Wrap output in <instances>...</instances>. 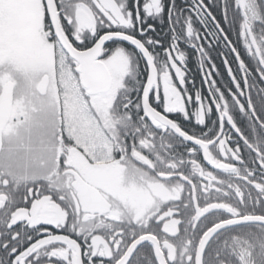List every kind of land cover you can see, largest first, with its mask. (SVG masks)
Masks as SVG:
<instances>
[{
  "label": "snow or ice",
  "instance_id": "6c2138e0",
  "mask_svg": "<svg viewBox=\"0 0 264 264\" xmlns=\"http://www.w3.org/2000/svg\"><path fill=\"white\" fill-rule=\"evenodd\" d=\"M0 264H264V0H0Z\"/></svg>",
  "mask_w": 264,
  "mask_h": 264
},
{
  "label": "flooded vegetation",
  "instance_id": "af4514ba",
  "mask_svg": "<svg viewBox=\"0 0 264 264\" xmlns=\"http://www.w3.org/2000/svg\"><path fill=\"white\" fill-rule=\"evenodd\" d=\"M144 2H145V0H140L141 9H142V5H143ZM165 3H167V0H165ZM212 11H213L216 15H218V16L220 15V11H219V9L213 8ZM166 20H167V13L165 12V21H166ZM242 55H243L244 59L246 60V62L250 59V57H249L246 53H243V50H242ZM217 63H220V61L218 60ZM254 63H255V62L253 61V64H254ZM189 68H190V71H191L192 75H195V76H196V83H197V85H200V83H201V77L198 75L196 64H195L194 62L191 63V64L189 65ZM204 92H205V94L207 93V89H206V87H204ZM253 100H254V102L257 103V107L259 108V100H258V98L256 97L255 93H253ZM170 118H171V117H170ZM201 161H202V155H201ZM222 162H229V161L226 160V159H224V158H222ZM205 166H206V168H207L208 170L215 171V170L212 168V166L207 165L206 163H205Z\"/></svg>",
  "mask_w": 264,
  "mask_h": 264
}]
</instances>
